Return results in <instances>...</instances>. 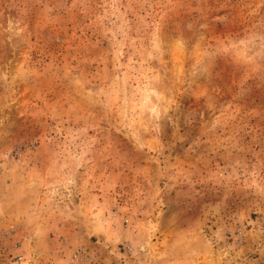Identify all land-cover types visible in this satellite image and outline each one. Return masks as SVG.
I'll list each match as a JSON object with an SVG mask.
<instances>
[{"label":"rangeland","instance_id":"374dc122","mask_svg":"<svg viewBox=\"0 0 264 264\" xmlns=\"http://www.w3.org/2000/svg\"><path fill=\"white\" fill-rule=\"evenodd\" d=\"M19 254L264 264V0H0V264Z\"/></svg>","mask_w":264,"mask_h":264},{"label":"built area","instance_id":"2783aa9c","mask_svg":"<svg viewBox=\"0 0 264 264\" xmlns=\"http://www.w3.org/2000/svg\"><path fill=\"white\" fill-rule=\"evenodd\" d=\"M74 259L77 260L78 256L74 255ZM2 264H33V260L32 258L27 257V255L19 254L16 256H12L8 260H2Z\"/></svg>","mask_w":264,"mask_h":264}]
</instances>
